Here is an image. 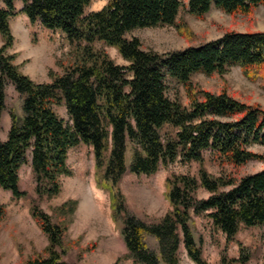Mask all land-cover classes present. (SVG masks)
Wrapping results in <instances>:
<instances>
[{"label":"trees","instance_id":"16d2710c","mask_svg":"<svg viewBox=\"0 0 264 264\" xmlns=\"http://www.w3.org/2000/svg\"><path fill=\"white\" fill-rule=\"evenodd\" d=\"M15 0H0V118L6 109L5 89L18 94L17 111L9 110L10 128L0 140V190L12 198L26 197L19 189V170L30 152L35 194L52 198L60 192V178L72 175L68 151L80 144L91 147L95 185L109 197L111 219L124 243L125 257L135 264H178L183 244L195 264H210L202 255V235L193 216L205 214L227 242L239 229L264 224V167L241 178L214 176L203 167V153L239 167L249 161L264 163V155L250 150L264 146V108L245 104L225 89L211 93L191 82L195 74L224 75L240 67L250 81L264 82V32H225L218 40L196 47L157 53L127 38L135 30L170 26L189 37L177 22L180 0H106L85 14L90 0H20L31 24L59 31L74 46L75 59L36 83L14 63L9 21L16 15ZM264 0H187L191 15L202 18L211 7L230 16H252ZM95 43L114 48L127 63L117 65ZM167 82L185 90L188 105L166 96ZM65 108L68 121L55 108ZM164 127L172 132L161 134ZM200 165L197 176L172 174L165 180L164 197L170 208L147 221L130 210L118 184L127 174L152 175L175 161ZM199 189L208 196L197 198ZM66 206L62 205V208ZM73 210V209H72ZM3 211L0 205V215ZM30 213L47 237V245L23 264H69L64 235L57 222L36 204ZM237 257L221 254V264H246L249 246L238 243Z\"/></svg>","mask_w":264,"mask_h":264},{"label":"rangeland","instance_id":"374dc122","mask_svg":"<svg viewBox=\"0 0 264 264\" xmlns=\"http://www.w3.org/2000/svg\"><path fill=\"white\" fill-rule=\"evenodd\" d=\"M181 9L177 22H183L191 31L189 37L180 35L170 26L135 29L126 37L137 38L144 50L164 53L196 47L203 43L218 40L225 32H264V7L258 6L252 16H230L220 9L211 7L202 18L191 15L186 7L187 0H180ZM106 0H90L85 8V14L100 10ZM16 15L9 21L14 41L10 54H15L14 63L34 82H50L52 75H60L65 66L75 59L74 46L58 31L43 28L38 22L27 23L21 15L23 8L19 0L13 3ZM2 44L0 37V46ZM94 47L104 50L117 65L127 63L117 51L102 43H95ZM191 82L201 89L211 93H219L225 89L234 99L245 104H259L264 108V82L250 81L241 72L240 67H231L224 75L213 74L206 76L195 74ZM7 121L1 122L0 140H6L10 118L9 110L17 111L18 94L11 84L5 89ZM166 96L178 99L188 105L185 90L175 82H167ZM57 115L64 121L68 117L63 106L55 108ZM2 112V113H3ZM2 116V114H1ZM172 132L164 127L161 134ZM251 151L264 155V146L254 145ZM67 165L72 175L60 178V192L52 198H39L34 191V175L31 169L30 152L27 162L19 170V189L26 193V197L14 199L8 191L0 190V205L3 211L0 215V264H23L24 260L36 252H40L47 245V237L40 230L32 218L30 207L36 204L41 210L51 216L53 222L61 218L67 225L64 235L66 253L63 259L69 264H125L127 250L121 245V238L111 220L108 229L104 213L107 215L109 207L108 194L95 185L94 160L92 149L80 144L68 151ZM202 167L214 176H231L241 178L260 171L264 163L249 161L239 167L228 163H221L209 152L203 153ZM200 165L197 163H181L179 160L165 167H160L152 175H134L127 173L120 180L118 187L125 199L127 207L135 214L147 221H154L161 217L169 208L164 197L165 180L172 174H187L197 176ZM208 194L199 189L197 198H206ZM66 204L62 208V205ZM73 209V210H72ZM195 226L202 235V255L210 264H221L220 257L225 253L228 257H237L238 243L250 247L252 257L246 264H264V224L244 227L236 233L232 241L227 242L224 234L218 232L205 214L193 216ZM118 235V236H117ZM123 243V242H122ZM180 245L178 264H195L183 253Z\"/></svg>","mask_w":264,"mask_h":264},{"label":"crops","instance_id":"0c3cea01","mask_svg":"<svg viewBox=\"0 0 264 264\" xmlns=\"http://www.w3.org/2000/svg\"><path fill=\"white\" fill-rule=\"evenodd\" d=\"M17 1H19V0H15L14 2H17ZM22 16H23V18H24V20L27 22V23H29V24H31L29 21H28V19H27V17L25 16V15H23V14H21ZM34 24H36V23H34ZM31 25H33V24H31ZM38 83V82H37ZM39 83H43V82H39ZM45 83H47V82H45ZM8 119H7V115L3 112L2 113V116H1V122H6ZM104 219H105V222H106V225H107V227H108V229L110 230V226H111V218H110V210H108V212H107V215H105V213H104ZM211 221V220H210ZM218 232H220V231H218ZM221 233V232H220ZM118 236V235H117ZM121 245H123V243H122V241H121ZM182 245V247H184L183 246V244H181ZM125 247V246H124ZM126 249V248H125ZM183 253L184 254H186V251H185V249H183ZM124 263L125 264H134L133 263V261L131 260V259H125L124 260Z\"/></svg>","mask_w":264,"mask_h":264}]
</instances>
